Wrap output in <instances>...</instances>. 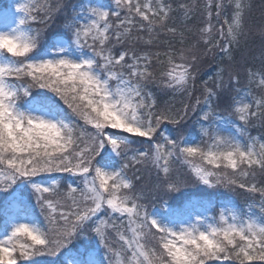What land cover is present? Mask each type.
<instances>
[{"label": "snow or ice", "instance_id": "1", "mask_svg": "<svg viewBox=\"0 0 264 264\" xmlns=\"http://www.w3.org/2000/svg\"><path fill=\"white\" fill-rule=\"evenodd\" d=\"M251 9H0V264H264V24L253 32ZM253 35L259 52L237 58Z\"/></svg>", "mask_w": 264, "mask_h": 264}, {"label": "trees", "instance_id": "2", "mask_svg": "<svg viewBox=\"0 0 264 264\" xmlns=\"http://www.w3.org/2000/svg\"><path fill=\"white\" fill-rule=\"evenodd\" d=\"M69 4L72 3H79V0H68ZM104 3H110L111 0H103ZM171 2L173 6L180 2V0H168ZM201 4H203L204 0H200ZM8 6V0H0V9L6 8ZM178 17V14H175ZM249 25L252 28L253 32L255 33L259 27L264 24V0H252V9L248 17ZM179 18H177L176 23L179 25ZM261 47V38L259 35L250 36L247 40L246 45H242V48L239 52H237V58L240 57L241 54L251 53H258ZM219 59V58H217ZM255 66L259 67V60L253 62ZM215 70V65L212 66L210 69H205L204 74L202 75L201 79H206L208 75H212ZM243 79V78H242ZM199 87V82H198ZM180 97H176V102L179 104ZM190 131L192 128L190 127ZM166 131L173 133L172 126L169 125ZM261 129L252 128L251 132L252 135H258ZM174 134V133H173ZM2 196V194H0ZM225 197H230L237 205L243 207L246 201L249 200V197L246 193L243 192H227L225 193ZM225 197H220V199H224ZM216 198V197H214ZM257 212L259 209H255Z\"/></svg>", "mask_w": 264, "mask_h": 264}]
</instances>
